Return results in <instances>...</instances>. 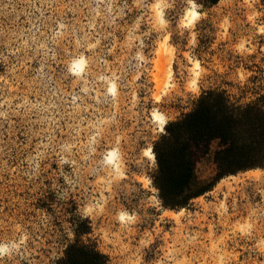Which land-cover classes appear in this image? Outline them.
<instances>
[{
	"label": "rangeland",
	"instance_id": "obj_1",
	"mask_svg": "<svg viewBox=\"0 0 264 264\" xmlns=\"http://www.w3.org/2000/svg\"><path fill=\"white\" fill-rule=\"evenodd\" d=\"M189 9L188 0H0V244L15 245L0 264H54L78 216L110 264H264L263 168L228 175L179 209L162 204L152 180L146 149L163 130L154 111L176 119L209 87L242 102L264 93L262 0L213 6L203 59ZM177 33L187 45L172 42ZM218 147L197 158L199 178L215 174Z\"/></svg>",
	"mask_w": 264,
	"mask_h": 264
},
{
	"label": "trees",
	"instance_id": "obj_2",
	"mask_svg": "<svg viewBox=\"0 0 264 264\" xmlns=\"http://www.w3.org/2000/svg\"><path fill=\"white\" fill-rule=\"evenodd\" d=\"M219 1L196 0L199 12L207 13L196 22L195 50L199 59L213 53L210 47L217 27L210 9ZM172 42L185 46L188 40L177 33ZM163 129L153 141L157 167L152 180L166 208L186 207L228 175L264 169V93L258 92L254 100L242 102L225 88L202 89L193 99L192 108L167 120ZM214 140L219 144L214 153L216 172L201 179L196 171L197 158L210 150ZM74 220L75 238L65 243L54 264H110L108 254L82 238L89 232L86 220L79 216Z\"/></svg>",
	"mask_w": 264,
	"mask_h": 264
},
{
	"label": "clouds",
	"instance_id": "obj_3",
	"mask_svg": "<svg viewBox=\"0 0 264 264\" xmlns=\"http://www.w3.org/2000/svg\"><path fill=\"white\" fill-rule=\"evenodd\" d=\"M188 3L190 5V9L186 12L185 21L187 26H192L197 20H199L200 13L197 11L198 5L196 4V0H188ZM125 217L126 214L121 213L119 216L120 221L123 222L125 220ZM128 218L130 219L131 217ZM13 247H15V245L9 246L0 244V253L7 254Z\"/></svg>",
	"mask_w": 264,
	"mask_h": 264
},
{
	"label": "bare ground",
	"instance_id": "obj_4",
	"mask_svg": "<svg viewBox=\"0 0 264 264\" xmlns=\"http://www.w3.org/2000/svg\"><path fill=\"white\" fill-rule=\"evenodd\" d=\"M197 11H198V10H197ZM198 12H199V11H198ZM162 49H163V48H162V45H161V46H160V49H159V57L156 59V64H157V67H158V68H162V67H163V63L161 62V57H160V55H161V50H162ZM83 63H84V60L80 58V60L76 62V65L82 66ZM195 64L198 65V61H196ZM171 71H172V67H168V68H167V72L169 73V72H171ZM167 75H168V74H167ZM165 76H166V75H165ZM160 79H163V78L160 77ZM165 79H166V78H165ZM158 81H159V80H158ZM161 81H162V80H161ZM161 81H160V82H161ZM160 82H159V84H160ZM111 87L114 89V88H115V85L113 84ZM153 116H154V119L157 120V121L159 122V124H160V130H162L163 127H164V125H165L166 122H167L166 118L164 117V115H163L161 112H156V111L153 112ZM163 130H164V129H163ZM146 153H147L149 156H151V157H155L154 152H153V150H152L151 147H149V148L146 149ZM109 154H110V155H109ZM109 154H108V155H109L108 158H112V156H113V154H114V151L111 150ZM250 171H253V170H250Z\"/></svg>",
	"mask_w": 264,
	"mask_h": 264
}]
</instances>
